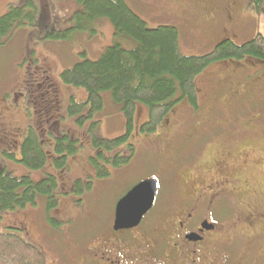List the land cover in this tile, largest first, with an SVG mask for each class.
Instances as JSON below:
<instances>
[{
	"label": "flooded vegetation",
	"instance_id": "af4514ba",
	"mask_svg": "<svg viewBox=\"0 0 264 264\" xmlns=\"http://www.w3.org/2000/svg\"><path fill=\"white\" fill-rule=\"evenodd\" d=\"M226 22L229 26L223 28V32L228 30L224 38L234 40V32L243 26L230 14ZM231 74L226 70L225 76H205L208 89L196 86L195 97L180 99L165 114L158 129H145L149 115L146 107H140L133 119L135 127L119 146V156L115 148H87L80 160L87 172L65 187L69 197L63 203L70 213H61L64 219L48 218L49 225L60 232L57 239L45 249L31 237L42 248L46 264H264V212L253 208L250 202L258 194L249 181L235 187L234 178L222 173L224 166L216 156L219 153L207 161L202 157L208 142L221 141L218 148L225 149L227 142L238 137L233 129L220 132L208 128L222 111L214 96L215 88ZM64 89L44 70V76L39 73L38 78L33 77L29 92L36 108L31 131L42 139L51 163L62 156L57 154L58 142L63 137L80 140L78 133L85 126L79 124L78 115L71 114L70 108L77 101L72 92L64 96ZM85 101L83 98L77 103ZM201 104L205 112H199ZM183 109L192 113L190 118L181 119ZM6 110L13 109L0 97V146L13 142L1 119L3 113H8ZM89 112L86 105L82 115L93 119ZM186 125L193 128L183 131ZM27 135L23 131L20 146ZM3 152L15 156L6 149ZM143 154L160 156V165L171 167L175 176L168 178L167 183L153 175L130 176L146 165L139 161ZM116 157H126L128 162L116 164ZM0 164L4 165L2 161ZM149 178L158 183L152 207L138 225L116 228L118 203ZM18 225L32 236L27 223Z\"/></svg>",
	"mask_w": 264,
	"mask_h": 264
},
{
	"label": "rangeland",
	"instance_id": "374dc122",
	"mask_svg": "<svg viewBox=\"0 0 264 264\" xmlns=\"http://www.w3.org/2000/svg\"><path fill=\"white\" fill-rule=\"evenodd\" d=\"M29 2L36 7V10L31 7L33 20L16 26L11 36L0 45V97L13 109L6 110L8 113L1 116L6 122L5 128L13 136V142L9 146H0V162L5 166L0 168V175L11 173L16 177L30 176L33 181L38 182L46 178L47 174L53 173L59 183L57 191L60 203L58 210L57 206L48 210L47 199L40 196L38 205H31L22 211H7L0 207V231L17 232L14 230L16 225L27 223L33 234L29 236L26 231H21L22 236L42 250L41 247L48 249L49 244L60 234L53 225H49L48 218L70 213L68 206L63 203V200L69 197L65 187L87 172L80 165L81 155L87 153L88 147H92L94 138L113 139L122 135L127 130V119L111 96H105L106 110L101 116L86 119L84 131L78 133L80 140L75 145L79 149L69 158V170L64 174L62 167L50 165L51 162L43 169L33 170L21 161L20 146L23 131L26 135L31 131L36 113L33 97L29 95L33 77L38 78L39 73L44 76V70H48L51 77L64 86L65 92L62 90V94L66 96L72 92L74 99L79 102L87 98V91L65 85L61 74L72 68L75 63L83 61L84 54L90 59L98 60L109 46L120 44L131 49L136 47V43L116 36L113 25L107 18L98 19L90 30H69L76 26L74 16L82 9V5L75 0H0V16L10 7H20ZM127 2L146 21L149 28L155 29L165 25L177 27L179 48L185 55L202 56L213 51L224 39V35L228 34V30L223 32V28L229 26L226 22L229 14L243 26L234 32L233 39L236 44L242 45L258 34L264 35V14L257 12L255 0ZM56 32H63L65 37L54 35ZM226 70H230L232 74L227 81L216 86L214 94L222 106V111L216 116V123L213 122L208 128H217L220 132L233 129L238 132V137L227 142L225 149L218 148L221 141H217V144L214 141L208 142L204 146L202 157L207 161L219 153L216 156L220 165L224 166L222 173L234 178L235 187L249 181L253 192L258 194L250 199V205L264 212V61L254 58L220 61L198 75L195 83L198 88L208 89L209 82L205 81V76H225ZM235 70H239L237 74ZM204 110L201 104L199 112H205ZM191 114L188 109H183L181 119L186 120ZM97 119L103 121L95 124ZM163 122L164 120L161 125ZM182 128L187 131L193 127L186 125ZM88 139L91 142L87 141ZM68 141L69 139H65V143ZM5 149L13 152L15 156L3 152ZM154 154H143L139 161L145 162L146 165L136 169L130 176L153 175L162 178L164 183L168 182V178L175 176L174 170L160 165L162 158ZM164 159L162 164H165ZM33 236L41 247L31 238Z\"/></svg>",
	"mask_w": 264,
	"mask_h": 264
},
{
	"label": "trees",
	"instance_id": "16d2710c",
	"mask_svg": "<svg viewBox=\"0 0 264 264\" xmlns=\"http://www.w3.org/2000/svg\"><path fill=\"white\" fill-rule=\"evenodd\" d=\"M82 5L75 16L76 26L69 30H90L100 18H107L113 25L115 35L130 39L136 43L135 48H124L115 44L106 48L98 60L90 59L86 54L83 61L65 70L61 74L62 82L75 88L87 91L85 103H75L70 112L78 115L79 124H85L82 115L86 105L90 107L89 117L102 114L105 107V96L121 108L128 123L127 130L113 139H95L93 145L115 148L119 156V146L129 137L135 127L133 119L140 107H146L149 121L145 129H158L168 113L180 99L186 96L195 97L198 91L195 79L210 65L230 59L241 60L254 58L264 61V35L258 34L252 40L238 45L230 38L220 41L213 51L202 55H185L179 48V30L175 26L165 25L155 29L148 27L130 6L127 0H75ZM256 10L264 14V0H255ZM36 7L32 2L10 9L0 16V45L11 36L16 26L32 21ZM68 31V30H67ZM54 35L65 34L56 32ZM101 119V118H100ZM97 119L94 123L100 124ZM65 139H69L65 143ZM63 137L58 142L57 154H61L50 164V155L42 146L43 141L31 131L21 145V161L33 170L45 168L48 164L63 168L64 174L69 170L68 155L73 156L79 149V140ZM68 151V152H67ZM66 153V154H65ZM69 153V154H68ZM65 154V155H64ZM102 155V154H101ZM103 157V155H102ZM96 162L95 159H93ZM116 164L127 163L126 157L115 159ZM5 167L0 164V168ZM59 183L53 173L35 182L30 176L16 177L11 173L0 175V207L7 211H22L27 207L38 205V198L47 199L48 210H53L60 203L58 199ZM18 209V210H17ZM65 218L60 215L56 219ZM59 223V222H54ZM20 225L13 231H0V264H46L42 250L22 236Z\"/></svg>",
	"mask_w": 264,
	"mask_h": 264
},
{
	"label": "water",
	"instance_id": "95a60500",
	"mask_svg": "<svg viewBox=\"0 0 264 264\" xmlns=\"http://www.w3.org/2000/svg\"><path fill=\"white\" fill-rule=\"evenodd\" d=\"M158 190L157 180L146 179L136 185L117 206L116 228L138 225L152 207Z\"/></svg>",
	"mask_w": 264,
	"mask_h": 264
}]
</instances>
